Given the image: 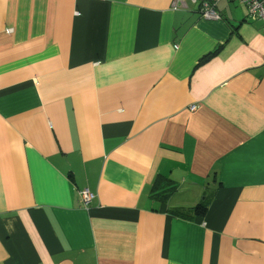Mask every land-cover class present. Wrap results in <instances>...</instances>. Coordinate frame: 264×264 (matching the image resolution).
Segmentation results:
<instances>
[{
    "label": "crops",
    "instance_id": "crops-1",
    "mask_svg": "<svg viewBox=\"0 0 264 264\" xmlns=\"http://www.w3.org/2000/svg\"><path fill=\"white\" fill-rule=\"evenodd\" d=\"M173 1L0 0V264H264V23Z\"/></svg>",
    "mask_w": 264,
    "mask_h": 264
},
{
    "label": "built area",
    "instance_id": "built-area-1",
    "mask_svg": "<svg viewBox=\"0 0 264 264\" xmlns=\"http://www.w3.org/2000/svg\"><path fill=\"white\" fill-rule=\"evenodd\" d=\"M198 4V12L204 19H218L220 14L217 10V4L220 0H192ZM241 3L247 10L249 18L261 20L264 23V0H230ZM186 6L185 0H174V8H182ZM264 25V24H262ZM264 29V26H262ZM190 109H195V105H191ZM79 198L82 205L87 208L90 206L95 194L87 187L79 190Z\"/></svg>",
    "mask_w": 264,
    "mask_h": 264
},
{
    "label": "trees",
    "instance_id": "trees-1",
    "mask_svg": "<svg viewBox=\"0 0 264 264\" xmlns=\"http://www.w3.org/2000/svg\"><path fill=\"white\" fill-rule=\"evenodd\" d=\"M206 208H207L206 200L202 199L200 201V203H198L193 209H190V213L193 212V213H196V214H203V213H205Z\"/></svg>",
    "mask_w": 264,
    "mask_h": 264
}]
</instances>
